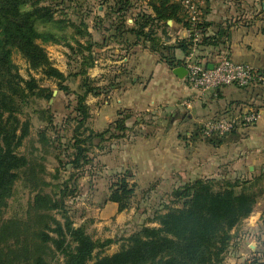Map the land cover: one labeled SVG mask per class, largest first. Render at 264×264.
I'll list each match as a JSON object with an SVG mask.
<instances>
[{
	"label": "trees",
	"instance_id": "trees-1",
	"mask_svg": "<svg viewBox=\"0 0 264 264\" xmlns=\"http://www.w3.org/2000/svg\"><path fill=\"white\" fill-rule=\"evenodd\" d=\"M41 1L0 0V264H60L59 255L63 258L62 264H223L234 236L233 229L252 213L264 194V190H255L264 182V171L251 178H198L184 182L169 191L161 210L154 211L148 221L153 225L142 223L125 237L101 240L93 239L84 226L74 225L65 205L67 184L51 186L43 178V164L18 151L30 133L29 121L21 118L24 108L31 99L49 100L53 89L41 85L30 73L27 78L23 77L13 61L14 52L19 53L30 69L40 73L41 79L53 81L63 92L70 91L66 84L70 77L80 78L81 92L72 91L76 95L73 109L78 127L89 117L87 96L100 92L96 80L87 74L96 59L93 48L102 45L93 41L85 21L94 5L81 0L77 8L69 6L74 17L78 15L77 22L72 17L66 20L58 17L64 9L58 5L66 0L56 3L49 0L46 5H41ZM96 1L105 4L103 17H94V26L103 32L104 41L127 47L142 43L170 67L182 65L174 51L178 49L186 55L190 41L176 38L169 43L156 30L161 28L163 37L169 39L167 20L185 28L190 26L179 2L147 0L151 13L140 9L131 14L135 1L139 0ZM129 15L133 18L131 25L126 23ZM205 24L203 18L198 25L202 33L200 45L211 43V37L205 34ZM48 44L68 47L69 58L78 69L64 74L56 68L46 51ZM39 114L40 119L52 121L48 109L39 110ZM118 115L105 129L95 131V136L125 137L129 113L122 110ZM198 134L202 135L200 131ZM226 135L211 134L204 138L216 145ZM75 138L71 164L77 168L84 158V148L78 145L76 135ZM18 179L36 193L28 203L25 217L7 218L3 209ZM135 186L125 173L111 175L106 201L116 203L118 212L126 210ZM45 187H51L50 191H45ZM119 239H122L119 249L105 254L104 249ZM261 257L254 255L246 264H264Z\"/></svg>",
	"mask_w": 264,
	"mask_h": 264
},
{
	"label": "crops",
	"instance_id": "crops-1",
	"mask_svg": "<svg viewBox=\"0 0 264 264\" xmlns=\"http://www.w3.org/2000/svg\"><path fill=\"white\" fill-rule=\"evenodd\" d=\"M85 1L94 5L85 16L88 31L93 41L102 44L93 48L96 59L87 69L100 92L86 98L89 106L86 125L101 131L119 116L118 112L129 113L125 141L112 143L114 165L111 166L116 168L111 169L129 164L136 170L133 174L138 184L159 181L170 189L198 178L243 179L264 171V87L227 85L209 92L192 88L185 76L173 73L179 66L170 67L148 45L138 43L127 47L104 41L103 32L94 26V17H103L105 4ZM140 9L152 12L147 0H139L130 13ZM202 12L205 34L211 37V43L199 45L196 57L212 64L227 54L235 62L264 70V0H206ZM132 22L129 15L126 23ZM167 24L169 39L163 37L161 28L156 29L161 39L169 43L176 38L186 39V28L180 23L167 20ZM46 48L52 49L53 56L59 54V48H67L66 53L70 54L63 44H48ZM174 54L183 66L187 54L178 49ZM248 110L259 113L257 121L248 127L237 126L219 144L213 145L198 134L200 127L213 116H238ZM121 143L126 156H121ZM105 208L113 209L118 215L123 212H118L117 204L110 201L104 204ZM251 214L243 222L248 220L253 230L251 225L256 223L253 217L258 212L253 210ZM246 262L250 261L224 260L223 264Z\"/></svg>",
	"mask_w": 264,
	"mask_h": 264
},
{
	"label": "rangeland",
	"instance_id": "rangeland-1",
	"mask_svg": "<svg viewBox=\"0 0 264 264\" xmlns=\"http://www.w3.org/2000/svg\"><path fill=\"white\" fill-rule=\"evenodd\" d=\"M60 1L54 0L53 2ZM48 2L49 0H43L40 4L46 5ZM80 2L81 0H66L58 5V8H64L61 13H58V17L64 20L72 17L78 22L79 19H76L78 15L76 14L74 17L73 9L69 6L77 8ZM82 2L86 3L85 0ZM78 14L80 15L79 11ZM59 49L57 50L60 51L59 54L53 56L52 49L46 48V51L51 54V61L63 70L64 74L78 69V65L66 53L67 48ZM13 61L23 77L27 78L30 73L39 80L41 85H47L56 90V93L49 100L31 99L24 108L25 113L21 118L22 120L27 118L29 121L30 133L23 140L18 151L43 164L45 167L43 178L51 186L67 184L65 205L74 225L84 226L86 232L93 239L101 240L125 237L142 223L153 225L148 221L156 209H162L161 204L168 200V194L172 188L170 189V186L159 181L155 184L144 185L142 182L138 184L133 174L136 170L129 164L123 165L118 170L111 169L116 168L111 166L114 165L112 163V143L125 141L126 138H99L95 136V131L89 128L86 123L78 127V118L73 109L76 104V95L72 91L81 92L79 88L80 78L70 77L66 81L70 91L63 92L57 89L53 81L41 79V74L30 69L19 53H13ZM41 109H48L52 118L51 122L40 119L39 110ZM76 127H78L77 130H75ZM75 135L79 140L77 141L78 145L84 148V158L77 168L71 164L75 152ZM122 145L121 143L119 149L121 156H126L127 152ZM116 173H125L129 176V182L136 184L135 193L130 198V207L119 215L115 214L113 209H104V204L107 202L110 176ZM258 175L259 173L256 172L255 176ZM217 178L223 179L224 177ZM145 181L147 179H144ZM61 187L63 188V186ZM151 187L153 188L150 189ZM50 188L45 187L44 190L50 191ZM263 188L264 182L261 181L255 190H264ZM147 189L149 191L145 192ZM35 193L24 186L22 179H18L14 186L13 195L7 200V205L3 209L4 217H25L28 203ZM261 198L262 200H259L254 209V212H258L253 217V220L256 221L255 225L254 223L251 225L254 229L251 230L252 227L248 226V220L243 222L244 219L233 229L234 236L224 260L250 261L254 255L258 257L264 255V194ZM121 242L122 239H119L110 244L104 249V253L111 254L117 251ZM260 259L264 260V256ZM57 260L62 264L63 258L60 255Z\"/></svg>",
	"mask_w": 264,
	"mask_h": 264
},
{
	"label": "built area",
	"instance_id": "built-area-1",
	"mask_svg": "<svg viewBox=\"0 0 264 264\" xmlns=\"http://www.w3.org/2000/svg\"><path fill=\"white\" fill-rule=\"evenodd\" d=\"M176 1L181 4L190 25L186 28V38L190 45L183 67L186 69L185 79L192 88L209 92L227 85L264 87V70L255 69L248 63L235 62L227 54L212 64L196 57L202 38L198 25L203 21L204 0ZM258 117L259 113L255 110L242 112L238 116L220 114L209 118L200 127V132L203 137L211 134L226 135L239 125L244 127L253 125Z\"/></svg>",
	"mask_w": 264,
	"mask_h": 264
},
{
	"label": "water",
	"instance_id": "water-1",
	"mask_svg": "<svg viewBox=\"0 0 264 264\" xmlns=\"http://www.w3.org/2000/svg\"><path fill=\"white\" fill-rule=\"evenodd\" d=\"M173 73L178 77H184L186 75V69L183 66L174 68ZM56 93V90H53V95Z\"/></svg>",
	"mask_w": 264,
	"mask_h": 264
}]
</instances>
